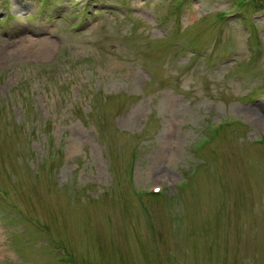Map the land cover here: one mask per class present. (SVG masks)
Returning a JSON list of instances; mask_svg holds the SVG:
<instances>
[{
    "label": "rangeland",
    "instance_id": "1",
    "mask_svg": "<svg viewBox=\"0 0 264 264\" xmlns=\"http://www.w3.org/2000/svg\"><path fill=\"white\" fill-rule=\"evenodd\" d=\"M0 264H264V0H0Z\"/></svg>",
    "mask_w": 264,
    "mask_h": 264
}]
</instances>
